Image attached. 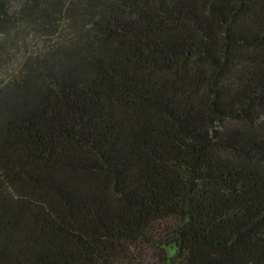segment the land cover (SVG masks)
Listing matches in <instances>:
<instances>
[{"label": "trees", "instance_id": "obj_1", "mask_svg": "<svg viewBox=\"0 0 264 264\" xmlns=\"http://www.w3.org/2000/svg\"><path fill=\"white\" fill-rule=\"evenodd\" d=\"M21 47L0 264H264V0H0Z\"/></svg>", "mask_w": 264, "mask_h": 264}, {"label": "rangeland", "instance_id": "obj_2", "mask_svg": "<svg viewBox=\"0 0 264 264\" xmlns=\"http://www.w3.org/2000/svg\"><path fill=\"white\" fill-rule=\"evenodd\" d=\"M37 43H38L37 40H35L34 38H31L29 40V45L27 48L30 50L36 49ZM22 51H23V48L21 47V49L15 52V57L17 59L9 60L6 63H4L2 66H0V81L2 79L7 78L10 74H12L17 69L16 64L17 62H19L18 60L20 59V55L22 54Z\"/></svg>", "mask_w": 264, "mask_h": 264}]
</instances>
